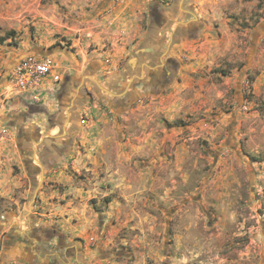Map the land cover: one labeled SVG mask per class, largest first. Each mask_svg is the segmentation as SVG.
Returning a JSON list of instances; mask_svg holds the SVG:
<instances>
[{
	"label": "rangeland",
	"instance_id": "374dc122",
	"mask_svg": "<svg viewBox=\"0 0 264 264\" xmlns=\"http://www.w3.org/2000/svg\"><path fill=\"white\" fill-rule=\"evenodd\" d=\"M145 44L159 52L130 69ZM26 58L55 69L16 93ZM54 257L264 264V0H0V264Z\"/></svg>",
	"mask_w": 264,
	"mask_h": 264
},
{
	"label": "flooded vegetation",
	"instance_id": "af4514ba",
	"mask_svg": "<svg viewBox=\"0 0 264 264\" xmlns=\"http://www.w3.org/2000/svg\"><path fill=\"white\" fill-rule=\"evenodd\" d=\"M153 17H154V20H155V23L157 25H159V22H160V19H161V16L162 14L158 13V12H153L152 13ZM199 21V20H198ZM187 30V33H185L184 31ZM178 34H176V36H179V38H191V37H194L195 36V30H193L191 27L187 26V27H179L178 28ZM184 32V33H183ZM138 52V53H136ZM136 52H134V58L128 60V63L126 64V66H130L129 68L132 69L134 68V66H137L138 62H136L138 60V56H142V57H148V58H152L154 59L157 55V53L159 52L158 50V47H155L151 44H145L141 47L138 48V50H136ZM165 68H162L160 70V73L157 74V73H149L147 74V76L141 80L140 82H138L137 84H133L134 86H132V88H137L136 89V94L137 95H146V94H154L158 91H160L162 89V86H163V83L167 81V79L170 78V70L168 69V66H177L176 63L171 59V58H166L165 59ZM128 80H125L124 77L120 78L119 79V83L117 86H119L121 88V90L125 91V87H126V83H127ZM67 81H64V82H61V90H65L67 88ZM108 84V83H107ZM62 90V91H63ZM81 90V94L85 95V90L83 89H80ZM63 96H65V94H63L62 92L58 95V100H62ZM128 96V93L124 96L126 97ZM122 99V98H120ZM114 101V100H113ZM79 106V103H76L75 106L73 107L74 109L77 108ZM61 142L62 143H59V142H56L55 143V148L56 149H59V150H64L65 147H66V139H61ZM42 233L43 232V236L44 239L46 240V242H50L54 239L57 240V244L60 246L61 243L63 242V237L59 234H57L55 231H51V232H45L40 230L39 228H36V229H33L31 232H29L30 235H32V237H38L37 233ZM25 234V233H24ZM21 235H14V238L17 239V241H15V246H16V249L18 251L21 250V252H23V254L26 256L28 255L27 254V249H28V244L24 241V238H22ZM7 237V236H6ZM8 240H13V236H11V234L9 235L8 234ZM42 243V244H41ZM39 247H43L44 248H47L48 247V244H45L43 243L42 241H39L38 245ZM75 254L72 253V251H68L66 253V257L68 259V262H71V259L73 260ZM26 260V261H25ZM21 261H25L26 264H57L56 260H55V257L52 258V259H47L45 260V262H37V261H29V259H21Z\"/></svg>",
	"mask_w": 264,
	"mask_h": 264
},
{
	"label": "built area",
	"instance_id": "2783aa9c",
	"mask_svg": "<svg viewBox=\"0 0 264 264\" xmlns=\"http://www.w3.org/2000/svg\"><path fill=\"white\" fill-rule=\"evenodd\" d=\"M54 69L55 65L50 58H26L19 62L8 75L10 82L8 88L15 89L16 93H24L29 89L32 91ZM55 80H58V77H55Z\"/></svg>",
	"mask_w": 264,
	"mask_h": 264
},
{
	"label": "water",
	"instance_id": "95a60500",
	"mask_svg": "<svg viewBox=\"0 0 264 264\" xmlns=\"http://www.w3.org/2000/svg\"><path fill=\"white\" fill-rule=\"evenodd\" d=\"M136 53H138V52H136ZM17 234H18L19 236H21V235H23L24 233H23V231H17Z\"/></svg>",
	"mask_w": 264,
	"mask_h": 264
}]
</instances>
